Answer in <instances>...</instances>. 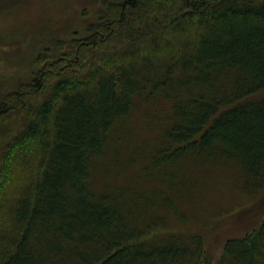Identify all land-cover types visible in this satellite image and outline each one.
Here are the masks:
<instances>
[{"label": "trees", "instance_id": "1", "mask_svg": "<svg viewBox=\"0 0 264 264\" xmlns=\"http://www.w3.org/2000/svg\"><path fill=\"white\" fill-rule=\"evenodd\" d=\"M33 29L30 79L0 92V264H264V216L215 256L163 212L189 158L264 186V0H102L80 27ZM156 99L170 114L127 176L144 147L112 133Z\"/></svg>", "mask_w": 264, "mask_h": 264}, {"label": "rangeland", "instance_id": "2", "mask_svg": "<svg viewBox=\"0 0 264 264\" xmlns=\"http://www.w3.org/2000/svg\"><path fill=\"white\" fill-rule=\"evenodd\" d=\"M101 2L102 0H0V92L30 79L32 50L28 42H31L34 27L40 26L41 29L46 23L53 30L56 27L63 30L69 26L80 27L93 19ZM140 105L112 133L117 137L118 134H128L127 131L131 130V138L138 141L133 147H144L138 149L137 153L133 151L127 158V176L135 169L141 170L149 166L146 157L160 133L154 110L159 113L162 123L170 114L169 102L162 99L143 101ZM111 144L113 147L112 140L108 148L110 150ZM176 168L175 173L184 172L183 188L188 193L181 201L175 198L177 205L174 210L163 211L167 212L166 220L170 226H175L173 229L201 233L206 249L215 256L220 254L226 238L250 230L264 216V186L252 191L243 189L240 170L236 165L225 161L196 162L189 158ZM100 180H103L101 171L95 177L96 183ZM179 180H176V190L181 192ZM160 186V180L150 178L146 181L140 178L137 183L139 190L148 193L161 189ZM176 194L179 196L178 192Z\"/></svg>", "mask_w": 264, "mask_h": 264}]
</instances>
